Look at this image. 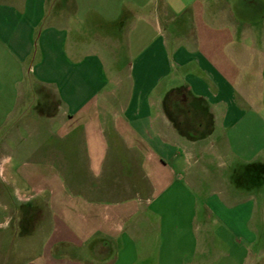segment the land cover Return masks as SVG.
Returning a JSON list of instances; mask_svg holds the SVG:
<instances>
[{
    "label": "crops",
    "instance_id": "obj_1",
    "mask_svg": "<svg viewBox=\"0 0 264 264\" xmlns=\"http://www.w3.org/2000/svg\"><path fill=\"white\" fill-rule=\"evenodd\" d=\"M0 176V264H264V0H0Z\"/></svg>",
    "mask_w": 264,
    "mask_h": 264
},
{
    "label": "rangeland",
    "instance_id": "obj_2",
    "mask_svg": "<svg viewBox=\"0 0 264 264\" xmlns=\"http://www.w3.org/2000/svg\"><path fill=\"white\" fill-rule=\"evenodd\" d=\"M0 178H1V176H0ZM25 199H27V201H29V200H28V197H25ZM22 201H23V200H22Z\"/></svg>",
    "mask_w": 264,
    "mask_h": 264
}]
</instances>
